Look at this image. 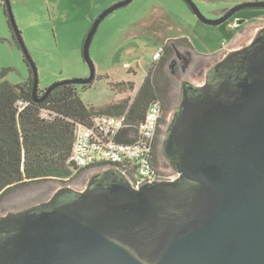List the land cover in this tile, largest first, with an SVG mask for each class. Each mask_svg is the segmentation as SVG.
Masks as SVG:
<instances>
[{"label":"water","instance_id":"95a60500","mask_svg":"<svg viewBox=\"0 0 264 264\" xmlns=\"http://www.w3.org/2000/svg\"><path fill=\"white\" fill-rule=\"evenodd\" d=\"M132 1L94 21L82 49L89 76L57 81L41 93L36 63L5 0L36 101L60 85L95 80L93 37L108 14ZM185 1L210 25L264 7V0L245 1L211 19ZM177 77V104L159 145L161 168L173 176L137 187L113 164L91 170L79 185L53 186L41 201L1 211L0 264H264V22Z\"/></svg>","mask_w":264,"mask_h":264},{"label":"rangeland","instance_id":"374dc122","mask_svg":"<svg viewBox=\"0 0 264 264\" xmlns=\"http://www.w3.org/2000/svg\"><path fill=\"white\" fill-rule=\"evenodd\" d=\"M120 1L11 0L18 29L38 69L39 90L57 81L89 76L90 67L82 53L84 40L97 17ZM193 1L204 15L215 19L222 10L252 0ZM260 22H264V9L257 7L241 9L225 22L210 25L203 23L185 0H133L100 23L90 46L97 79L88 88L79 86L78 93L87 105L95 107L134 97L154 61V54L169 42L168 38L187 37L193 49L208 58L226 49L246 28ZM4 68H11L5 79L12 83L24 82L30 76L23 49L0 2V71ZM121 81L124 84H117ZM172 109L164 111L161 131ZM158 158L159 170L167 177L173 176L171 171L161 168L159 154ZM101 168L88 169L69 183L79 185L86 180L88 172ZM56 185L61 184H45L48 189L43 199ZM42 186L26 185L5 194L0 198V212L35 203L32 201L42 193Z\"/></svg>","mask_w":264,"mask_h":264},{"label":"trees","instance_id":"16d2710c","mask_svg":"<svg viewBox=\"0 0 264 264\" xmlns=\"http://www.w3.org/2000/svg\"><path fill=\"white\" fill-rule=\"evenodd\" d=\"M0 2L5 7V0ZM6 15L9 22L8 14ZM10 27L17 37L13 27ZM17 41L22 48L18 38ZM168 41L162 46L161 58L153 61L134 97H126L99 107L87 105L78 93L79 86L88 88L90 85L63 84L56 87L43 101H36L32 76L24 82L12 83L5 79L11 68L1 70L0 198L26 185H43L42 193L32 201L36 202L45 197L48 189L45 184L48 182L67 184L88 169L109 166L108 163H101L89 168H78L69 162L75 122L90 125L92 117L96 115L126 114L127 122H136L134 125H137V122L143 120L153 101H161L164 111L175 107L178 100V81L167 70V65L175 54L172 44H182L190 48L193 45L187 37L169 38ZM24 58L30 69L25 54ZM129 83L132 88L135 87L133 82ZM117 84H124V81ZM162 122H165L164 118ZM158 143L159 139L156 142L154 158L157 167ZM160 173L163 177L168 176L161 171Z\"/></svg>","mask_w":264,"mask_h":264},{"label":"built area","instance_id":"2783aa9c","mask_svg":"<svg viewBox=\"0 0 264 264\" xmlns=\"http://www.w3.org/2000/svg\"><path fill=\"white\" fill-rule=\"evenodd\" d=\"M163 52L161 47L154 54V61ZM164 115L161 101H153L142 121L128 123L122 116L96 115L92 123L75 122L74 142L69 162L78 168H89L101 163L119 165L134 182L165 178L155 165L156 142Z\"/></svg>","mask_w":264,"mask_h":264},{"label":"flooded vegetation","instance_id":"af4514ba","mask_svg":"<svg viewBox=\"0 0 264 264\" xmlns=\"http://www.w3.org/2000/svg\"><path fill=\"white\" fill-rule=\"evenodd\" d=\"M220 16H222V13L218 17H220ZM218 17H216V18H218ZM172 46H173L175 54L171 58V61L168 63L167 70H168L169 74L171 76H173L178 81V88H179V79L177 77V74H181L183 77H188L191 74V72L195 69L197 62L201 58H206V57H204V56H206V54L198 53L193 48L186 47V45H182V44L176 45L173 43ZM177 49L180 51V53L177 52ZM188 51H192V55H191L192 59H191V61H189L187 63L186 58L187 59L190 58L189 54L187 53ZM161 56H162V54H161ZM161 56H160V58H161ZM96 79H97V76H96L95 80ZM92 83L87 84V86L91 85ZM43 91L44 90H42L41 93H43ZM162 126H163V122H161V127ZM161 127H160V129H161ZM160 129H159V136H158L159 141L161 140ZM162 133H163V131H162ZM157 153L159 154L158 150H157Z\"/></svg>","mask_w":264,"mask_h":264},{"label":"crops","instance_id":"0c3cea01","mask_svg":"<svg viewBox=\"0 0 264 264\" xmlns=\"http://www.w3.org/2000/svg\"><path fill=\"white\" fill-rule=\"evenodd\" d=\"M169 39V38H168Z\"/></svg>","mask_w":264,"mask_h":264}]
</instances>
